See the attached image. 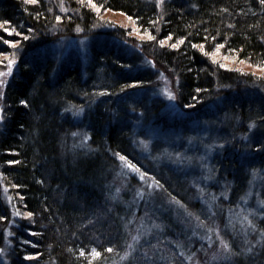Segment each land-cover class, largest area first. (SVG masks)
<instances>
[{"label": "trees", "instance_id": "1", "mask_svg": "<svg viewBox=\"0 0 264 264\" xmlns=\"http://www.w3.org/2000/svg\"><path fill=\"white\" fill-rule=\"evenodd\" d=\"M95 2L102 5L100 12L132 17L139 32L155 37L152 47L127 57L125 49L108 45L102 37L113 33L100 30V14L88 0H0V55L14 53L7 40L20 49L15 52L18 56L11 57L15 63L2 92L0 176L18 196L19 206L33 213L13 225L10 238L15 248L10 264H115L132 246L134 250L121 264L180 262L178 258L184 256L176 239L182 234L176 232L180 224L171 216L179 203L177 215L185 212L183 206L191 194L164 168L156 171L152 164L146 165V177H156L152 187L132 170L127 174L122 169L126 160L120 155L133 164L140 161L133 141L143 131L138 127L141 116L144 123L152 120L159 134L172 128L186 132L190 122L218 117L220 124L212 125L210 137L221 135L226 149L220 162L214 161V170L230 183L228 197L233 195V201L246 190L248 173L243 169L264 167V151L256 147L264 145V78L224 63L244 62L264 71V5L259 0H163L159 6L151 0ZM7 27L15 31H4ZM123 32L118 29L124 41ZM169 34L171 38L166 39ZM73 36L93 39L88 53L84 60L67 56L59 62L51 43ZM162 39L166 44H160ZM152 62L177 83L173 89L184 118L166 120L161 101L149 98L162 79L150 66ZM133 80L141 83L132 87ZM21 100L29 103L21 104ZM73 109H84V113L75 116ZM245 149L256 150L257 158L239 163L237 155ZM123 168L130 170L128 165ZM123 178L126 189L120 192ZM140 185L145 189L142 206L153 213L163 211V205L149 197L178 202L166 209V225L159 234L150 222L138 224L143 211L133 199ZM259 193L264 196V186ZM220 209H216L218 216ZM136 210L137 221L131 222ZM9 211L0 201V228L7 216L11 218ZM143 228H151L153 234L134 241ZM259 244L258 252L237 258V263L252 264V257L262 260L264 241ZM156 245L166 253L165 260L149 261L133 253ZM92 248L101 256L93 258ZM81 249L87 255L81 256Z\"/></svg>", "mask_w": 264, "mask_h": 264}, {"label": "rangeland", "instance_id": "2", "mask_svg": "<svg viewBox=\"0 0 264 264\" xmlns=\"http://www.w3.org/2000/svg\"><path fill=\"white\" fill-rule=\"evenodd\" d=\"M151 1L157 4V0ZM99 14L102 22L100 30L108 34L113 33L109 38L106 36L102 38L108 45L125 49L127 57H131L134 52H142L144 47H152V43L155 42V37L150 39L148 33L139 32L135 23L123 13L107 10L101 11ZM119 28H122L124 31L122 38H124V41H127L126 43L118 37ZM91 40L93 39L80 36L61 38L51 43L50 47L61 58L59 62L64 61L67 56L77 60H84L86 53H88ZM106 42L104 43L102 40L103 44H106ZM164 44H166V41ZM15 46L16 44L10 46L14 48V53L11 52L10 54L0 55V61H3V63H0V67L1 71L4 73V75L0 77V80L3 81V83L0 84V109H2L3 105L2 92L4 83L10 77L13 67V65L9 66L6 64L7 60L19 55L15 52L20 49ZM147 54L150 55L149 53ZM224 63L229 67H235L264 78V71L252 65L229 60H225ZM150 66L161 75L162 79L157 89L149 92V98L157 97V99L161 101L160 111L166 114V120L176 117L180 119L184 118L185 111L180 109L177 105L176 92L174 91L175 89H173L177 83L174 85L168 78V74H166L164 70L157 68L156 64L153 62L150 63ZM9 67H11V72H9ZM165 89L175 94V100H169ZM83 113L84 109L72 110V114L78 117H81ZM143 119L144 117L141 116L138 123V127H141L143 131L138 132L133 141L140 160L138 165L135 163L139 171H134L129 166L128 168L130 170L124 169L123 167L129 165V161L127 160L122 161V169L125 170L127 174H130L132 170L134 174L141 179V176L146 173V165L152 164L153 167H156V171L164 168L167 174L176 175L184 184L186 193L188 192L189 195L191 194L188 202L183 206L185 212H182L181 216H178L180 214L176 210L180 207L179 205H181V203H179L178 207L175 206L174 212L172 211L173 216L171 217L180 224L176 232L182 235L180 239L176 240L178 241L177 244L181 245V250L179 252L180 256H184L183 258H178L180 262L177 261L174 264H232L233 262L238 264L237 258L247 257L248 254L251 253L246 251L247 248H252V252L256 249V252H258L260 250V244H254L253 241L259 240L261 233L258 230L253 231L251 226L247 225V221H244V217L247 216L251 219L257 229H264V203H261V201H264V196H261L259 193L261 186H264V167L258 165L256 167L243 169V171L245 170L247 171L246 173H248L246 178V190H244L243 194L235 197L233 201V195L232 197L230 196V199L228 197L230 183L224 178L225 175L222 173L218 175L214 170L216 167L214 161L219 163L222 153L226 149L223 143L220 142L222 139L221 135L219 137H210L212 125L218 127L220 124L218 117H209L203 120L198 119L190 122L188 125L189 129H187L186 132L181 130L182 128L176 130L172 128L170 130L166 129L165 133L160 134L157 133L150 124L152 120L144 123ZM2 121L3 120H0V126ZM222 123L223 121H221V124ZM146 132H148V134H145ZM213 133L214 131L212 134ZM157 140H161L162 142L159 146H157ZM143 141H147L146 146L142 143ZM177 153H179L178 156L176 155ZM237 157L239 163H243L244 160L249 158H257L256 150L250 151L249 149H245V153H239ZM253 169L257 170L255 176H253ZM155 179V176H145L144 179L141 180L153 186ZM125 183V178L120 179V192L126 189ZM138 186L139 185H137L136 188ZM208 186H210V188H208ZM144 191V186L140 185L139 192H137L135 196L137 199H133L134 205L143 211L138 217V224L141 227L150 222L152 226H154L153 229H156L157 234H159L161 228L166 225L163 223L166 220L164 219L165 212L168 211L166 209H169L170 203L176 204L178 202H166L167 197H149L148 200L155 201L156 199L163 205L161 207L163 211L160 210L158 214H156V212H154V214L150 211L149 207L142 206L141 201L144 198ZM213 196H215V200L212 199ZM17 197V195L12 194L8 190V187L3 183L0 176V201L9 206L11 216V218L7 216L6 222L2 223L0 228V235L2 236V243L0 244V264L11 263L13 250L15 248L10 238L13 232V225L17 223L19 218L28 217L26 215L27 212L22 209V206H19ZM221 198H226L228 200L220 205L218 201ZM168 201H170L169 198ZM218 208H221L222 214L220 216L216 214V209ZM249 209L253 211L249 212ZM136 212L137 210L131 215V222L137 221L135 219ZM17 213H19V215H17ZM197 217H199V220ZM201 221H203V223H201ZM217 228L220 229V234L224 239L231 244L233 251L228 252L224 250L215 231ZM209 229H212V231H209ZM150 232L153 234L151 228H143L139 237L142 235L148 236ZM184 232L187 234L185 235ZM206 236L211 237V242L205 239ZM157 246L158 245L149 246L146 249L139 250V254L137 251L133 253L136 254V256H147L149 257V261L152 259L157 260L158 258L165 260L166 253L161 250V246ZM129 250L132 253L134 247L132 246ZM140 251H142L141 254ZM164 251H166V249H164ZM92 257L95 258L94 256ZM189 257H191V259H189ZM124 258H127V256L123 253L120 254V259L114 260V262L117 261L115 264H121ZM258 259L259 257H252L251 260L253 261H251V263L264 264V258H261L262 260L260 261Z\"/></svg>", "mask_w": 264, "mask_h": 264}, {"label": "snow or ice", "instance_id": "3", "mask_svg": "<svg viewBox=\"0 0 264 264\" xmlns=\"http://www.w3.org/2000/svg\"><path fill=\"white\" fill-rule=\"evenodd\" d=\"M30 2H37V0H30ZM162 2H163V0H157V5L159 6ZM81 3H83V0H81ZM259 3H260V5H264V0H259ZM88 4H89V6H91L92 8H94L97 13L100 12L102 5H98L95 2V0H88ZM129 18L131 19L132 17H129ZM56 19H57V21H59L61 19V17L60 16H57ZM3 23L8 24L10 22L9 21H4ZM4 31L9 32V33H12L13 31H15V29L12 28V27H7V28L4 29ZM149 38L150 39L153 38V37H151V34H149ZM170 38H171V34H169V36L166 37V39H170ZM262 39H264V37H262ZM181 40H183V38H181ZM6 42L8 44H10V45H13V44L16 43L13 40H7ZM164 43H165V40H163V39L160 40V44L161 45H163ZM171 46L173 48H176L177 47V44H172ZM222 46L223 45H218L217 47L219 48V47H222ZM201 50L203 51V48ZM0 63H3V61H0ZM7 63H8L9 66H11V65H13L15 63V61L12 60V59H9L7 61ZM224 67H227V65H224ZM9 72H11V67H9ZM3 75H4V73L3 72H0V76H3ZM2 83H3V81L0 80V84H2ZM140 83H141V81L133 80L131 86L132 87H136ZM128 86L129 85H125V87H128ZM197 91H199V89H197ZM165 92H166V95L169 98V100H175V94L172 91H169V90L165 89ZM20 103L21 104H24V105H27L29 102L27 100H21ZM2 113H3V110L0 109V120H3L4 119V116H3ZM72 135L73 136H76L77 133L76 132H73ZM84 139L86 140V139H88V137L85 136ZM142 143L145 146L147 145V141H143ZM256 147H257V149L264 150V145L257 144ZM176 155L178 156L179 153H177ZM120 159L121 160H127V157L124 156V155H120ZM8 163H15V161L10 160V161H8ZM128 166L131 167L134 171H139L138 166L135 165V164H133V163H131V162H129V165ZM256 171H257L256 169H253V176L256 175ZM147 175H148L147 173H144L141 176V179H144V177L147 176ZM157 186L162 187V185H159V182H157ZM149 187H152V185H149ZM117 191H119V190H117ZM201 191H203V190H201ZM212 199L215 200V196H213ZM261 203H264V201H261ZM251 211H253V210L252 209H249V212H251ZM17 215H19V213H17ZM26 215L28 217H31L33 215V213L31 211H29V212L26 213ZM0 219H3V217L0 216ZM197 219L199 220V217H197ZM244 221H247V225L251 226V228H252L253 231H257L258 230L261 233V236H260L259 240L253 241V243L255 244V243H260L261 241H264V229H257L256 225L253 224L252 220L249 219L247 216L244 217ZM201 223H203V221H201ZM242 223H243V221H242ZM29 231H31V229H29ZM209 231H212V229H209ZM215 231H216L217 236L220 239V243L223 246L224 250L225 251H228V252L233 251L231 244L227 240H225L224 237L220 234V229L217 228V229H215ZM33 234H35V233H33ZM138 239H139V235L133 237V240L134 241L135 240H138ZM205 239H207V240H209V242H211V237L210 236H206ZM130 247H131V245H130ZM108 251L111 252V251H113V249L111 247H109L108 248ZM246 251L252 252V248H247ZM80 255L81 256H84V255H87V253L83 249H81L80 250ZM91 255H93L94 257H100L101 256V253L96 248H92ZM125 255L127 256V253ZM189 259H191V257H189Z\"/></svg>", "mask_w": 264, "mask_h": 264}, {"label": "water", "instance_id": "4", "mask_svg": "<svg viewBox=\"0 0 264 264\" xmlns=\"http://www.w3.org/2000/svg\"><path fill=\"white\" fill-rule=\"evenodd\" d=\"M1 249V248H0Z\"/></svg>", "mask_w": 264, "mask_h": 264}]
</instances>
